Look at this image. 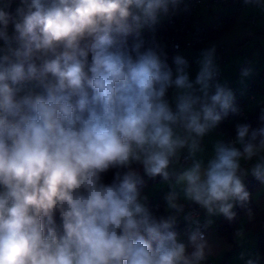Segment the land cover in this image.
I'll list each match as a JSON object with an SVG mask.
<instances>
[{"label": "clouds", "instance_id": "obj_1", "mask_svg": "<svg viewBox=\"0 0 264 264\" xmlns=\"http://www.w3.org/2000/svg\"><path fill=\"white\" fill-rule=\"evenodd\" d=\"M181 2L0 0V264H203L213 221L181 200L232 221L250 199L244 177L264 183V110L259 127L238 123L234 140L200 155L240 111L215 46L193 79L184 56L173 69L141 38ZM185 150L191 163L170 170ZM139 168L168 184V215L150 209Z\"/></svg>", "mask_w": 264, "mask_h": 264}, {"label": "crops", "instance_id": "obj_2", "mask_svg": "<svg viewBox=\"0 0 264 264\" xmlns=\"http://www.w3.org/2000/svg\"><path fill=\"white\" fill-rule=\"evenodd\" d=\"M239 2L240 0H204L198 11L197 19L207 29L209 41L204 46L187 48L183 52L191 59L189 72L191 78L194 79L198 71L196 60L199 58L201 50L212 46H215L217 49L220 44L231 46L232 50L227 54L225 62L220 64L216 58V63L220 69L219 80L221 82H226L229 87L235 89L232 91L235 94V104L239 109L247 111L248 113H254L260 108L264 100V91L262 89L256 90L255 98L251 97L252 92L248 89L249 85L261 72L264 65V7H259L255 4H245L243 7L238 8ZM252 15H259L256 25L247 23L246 21ZM220 17H231L233 20L230 26L226 23L217 30L210 29ZM164 20L165 17L162 18L160 22ZM156 37L162 36L159 34ZM159 44L164 50L165 43L161 39L159 40ZM176 55L179 54L173 53L170 57L173 69L175 68L173 57ZM245 67L250 68L251 73L247 77H241V69ZM174 91V89H169L168 99L170 102H172ZM234 121L235 119L232 115L231 117H226L216 129L204 137L202 141L203 152L200 154L203 159L206 160L209 158L212 152V145L217 139H223L225 141L228 135L226 126L232 124ZM237 147H239V145H237ZM185 155H188L187 150L181 154L179 161L173 163L170 170L178 172L184 166L191 163L189 159L184 158ZM243 166L248 167L247 164ZM138 170L140 173H143L142 168ZM250 175L249 173L247 176ZM168 191V184L162 181L160 177H157L144 190L143 195L148 197V203H159L165 214L168 215L164 199ZM254 201L258 210L240 218L234 243H231L229 239L219 231L220 221L223 218L222 215L208 217L204 210H202L199 217H194L199 219L201 224L207 219L213 221L209 226L211 230L208 235V240L211 251L207 257H209L214 264H222L225 261H229V264H245L248 258L257 256L264 261L257 247V234L263 226L259 223L251 224L264 212V185L259 187L255 192ZM182 202L185 201L181 200V203ZM185 212L188 213L186 210ZM177 224L183 226V230H181L179 234L180 238L186 241L185 230L188 225L183 216L178 218ZM188 251L191 252L192 249L189 248Z\"/></svg>", "mask_w": 264, "mask_h": 264}, {"label": "built area", "instance_id": "obj_3", "mask_svg": "<svg viewBox=\"0 0 264 264\" xmlns=\"http://www.w3.org/2000/svg\"><path fill=\"white\" fill-rule=\"evenodd\" d=\"M204 0H182L179 5L178 10L166 17L165 25V36L156 37L160 34V29L154 27V29H145L141 33V38L147 43L155 42L159 44L161 39L165 43V49L163 50L167 56V62L172 67L170 57L174 53L184 56L189 64L191 59L183 51L187 48L201 47L208 43L209 34L207 29L198 21L197 14L203 4ZM244 6V5H243ZM240 6L239 8L243 7ZM259 15H252L246 21L256 25ZM227 23L226 17H220L211 27L212 30H217L219 27ZM160 45V44H159ZM232 50V47L226 44H220L216 49V58L220 64L225 62L227 54ZM173 68V67H172ZM220 77V74H219ZM218 77V79H219ZM235 90L233 87H230ZM248 89L252 92L251 97L255 98V92L258 89L264 91V65L261 72L257 75L254 81L249 85ZM239 114H231L235 120L244 121L249 118V113L242 109H239ZM259 110H264V100L261 104ZM235 139L234 134H228L225 141H232ZM187 157V155H185ZM184 157V158H185ZM185 204V210L188 213H192L194 217H199L201 215L202 209L196 205L189 204L187 202H182ZM152 211L158 210L161 205L159 203H148ZM210 228L206 230V236L208 237L210 233ZM203 264H214V262L207 257ZM222 264H229V261H225Z\"/></svg>", "mask_w": 264, "mask_h": 264}, {"label": "trees", "instance_id": "obj_4", "mask_svg": "<svg viewBox=\"0 0 264 264\" xmlns=\"http://www.w3.org/2000/svg\"><path fill=\"white\" fill-rule=\"evenodd\" d=\"M245 5L244 0H240L239 4H238V8L240 6ZM15 3L12 6V10H14L15 8ZM233 19H231V17L227 18V24L228 26H230L231 22ZM165 25H166V17L165 20L160 22L159 24L156 25V27H158L160 29V36L164 37L165 36ZM228 28V27H227ZM226 29V28H225ZM224 29V30H225ZM132 41V37L129 38V42L131 43ZM261 114V110H257L254 113H249V118L247 120L244 121H237L235 120L232 124L227 125L226 126V130L228 134H234L236 135L235 132V126L238 123H248L250 124L253 128H257L260 126V121H259V116ZM228 117H231V115L229 114ZM134 167H138L135 166ZM115 170H109L107 173L103 174V179L105 183H110L111 180L113 179V175H114ZM141 176L143 177L145 184L144 187L142 189V194L144 193V190L157 178H150L147 175H145L144 173H140ZM244 183L246 186L247 191L250 193V199L249 201L243 206H239L237 205L236 207H234V211L236 212V217L234 220L232 221H228L225 217L222 218V220L220 221V225H219V231L221 232V234L225 235L229 241L231 243L235 242V234L237 231V226H238V222L240 220L241 217H243L244 215L248 214V213H252V212H256L258 210L257 205L255 204L254 201V194L257 191V189L263 185L264 183H262L261 181L257 180L254 176L250 175L247 176L246 178H244ZM153 213L157 216H161V215H166L163 208L160 207L158 210H154ZM254 223H259L260 225H262L263 227L258 231L257 234V247L259 249V251L261 252L262 256H263V260H264V212L260 214V216L251 224ZM178 233L183 230V226L180 224H176V229H175Z\"/></svg>", "mask_w": 264, "mask_h": 264}, {"label": "rangeland", "instance_id": "obj_5", "mask_svg": "<svg viewBox=\"0 0 264 264\" xmlns=\"http://www.w3.org/2000/svg\"><path fill=\"white\" fill-rule=\"evenodd\" d=\"M258 95H259V93H258ZM263 185H264V184H263ZM261 186H262V185H261ZM261 186H260V187H261ZM257 190H258V189H257Z\"/></svg>", "mask_w": 264, "mask_h": 264}]
</instances>
